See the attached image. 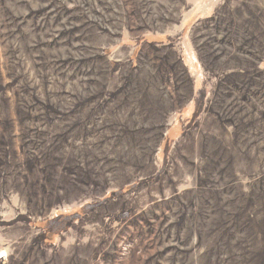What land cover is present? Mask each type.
Masks as SVG:
<instances>
[{
	"label": "rangeland",
	"instance_id": "374dc122",
	"mask_svg": "<svg viewBox=\"0 0 264 264\" xmlns=\"http://www.w3.org/2000/svg\"><path fill=\"white\" fill-rule=\"evenodd\" d=\"M0 251L264 264V0H0Z\"/></svg>",
	"mask_w": 264,
	"mask_h": 264
},
{
	"label": "trees",
	"instance_id": "16d2710c",
	"mask_svg": "<svg viewBox=\"0 0 264 264\" xmlns=\"http://www.w3.org/2000/svg\"><path fill=\"white\" fill-rule=\"evenodd\" d=\"M63 218L65 219V217H59V219H58V220H61V221H62V220H64Z\"/></svg>",
	"mask_w": 264,
	"mask_h": 264
},
{
	"label": "bare ground",
	"instance_id": "6f19581e",
	"mask_svg": "<svg viewBox=\"0 0 264 264\" xmlns=\"http://www.w3.org/2000/svg\"><path fill=\"white\" fill-rule=\"evenodd\" d=\"M3 255H4V253L2 251H0V256H3Z\"/></svg>",
	"mask_w": 264,
	"mask_h": 264
}]
</instances>
